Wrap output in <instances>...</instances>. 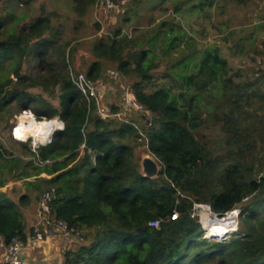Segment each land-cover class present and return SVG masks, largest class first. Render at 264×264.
Returning <instances> with one entry per match:
<instances>
[{
	"label": "trees",
	"instance_id": "16d2710c",
	"mask_svg": "<svg viewBox=\"0 0 264 264\" xmlns=\"http://www.w3.org/2000/svg\"><path fill=\"white\" fill-rule=\"evenodd\" d=\"M74 1L82 11L95 0ZM119 34L117 29L95 43L97 60L85 73L97 80L100 59H106L122 74L135 76L130 87L134 99L152 114L143 131L148 150L161 163L156 178L141 174L134 161L140 134L133 121L114 125L102 119L95 99L75 85L69 54L55 33L50 35L47 17L0 38V111L14 102L18 112L29 108L66 123L37 152L22 143L41 164L37 174L52 175L41 179L53 188V216L77 229L100 228L88 244L66 251L63 264H264V115L249 114L247 108L255 98L264 100L259 86L254 88L264 82V71L253 81L235 82L227 60L217 48H208L198 62L181 58L175 81L154 87L153 51L133 49L139 42ZM178 34L182 30L163 39L165 52L175 48ZM28 57L35 61V77L23 73ZM31 86L49 92L57 88L59 106L28 91ZM208 117L225 134L219 144L195 135ZM5 151L0 148V159ZM4 185L0 182V188ZM27 197L16 202L0 190L5 244L15 237L25 243L32 233H26L19 207ZM194 202L207 203L220 214L239 205L241 229L222 240L203 237L198 218L191 215ZM174 211L178 216L172 220ZM153 219L160 220L159 226L149 224ZM214 222L206 223V229L215 230Z\"/></svg>",
	"mask_w": 264,
	"mask_h": 264
},
{
	"label": "rangeland",
	"instance_id": "374dc122",
	"mask_svg": "<svg viewBox=\"0 0 264 264\" xmlns=\"http://www.w3.org/2000/svg\"><path fill=\"white\" fill-rule=\"evenodd\" d=\"M113 1L115 5L111 9L95 0L79 11L74 0H0V20L3 21L0 38H5L10 33H18L24 25L37 17H47L50 35L55 33L58 43L69 54L70 67L74 74L75 71H87L91 62L97 60L93 47L100 38L113 36L114 32L120 29L118 37L126 36L139 42L132 46L133 49L153 51V67L150 72L154 87L169 85L175 81V75L179 72L176 65L181 63V58H185L189 64L198 62L208 48H217L219 56L227 60L228 75L235 82L253 81L264 71V0ZM200 2L205 4L196 5ZM177 30H182L183 34L177 35L175 48L165 52L163 39L168 36L171 38ZM100 61L102 73L97 79L101 80V83L98 84L100 95L96 106L107 107L111 113H121L118 117L109 118L113 120L114 125L133 121L140 134L134 143V161L140 173H153L152 177L156 178L161 163L148 150L147 137L143 131L147 129L152 114L126 106V93L131 92L130 87L135 76L122 74L113 62L106 59ZM34 63L35 61L28 57L23 63V73L35 77ZM110 71L114 74H110ZM10 77L16 85L15 75L11 74ZM257 86L260 88L259 92L264 93V82L254 88ZM27 89L42 96L53 106H59L57 88L52 92L44 91L39 86ZM202 103L208 105L205 100ZM253 103L247 107L249 114L264 115V100L255 98ZM97 109L98 106L96 111ZM18 113L14 102L0 111V148L6 150L5 156L0 159V182H5L0 190L5 191L7 196L16 202L21 195L28 196L27 204H19V207L26 233L30 234L31 229L33 231L48 226L41 220L39 200L44 191H53L41 178L46 179L52 175L46 172L37 174L40 162L26 151L22 143L13 139L11 128ZM209 118L207 123L194 131L195 135L202 142L219 144L224 140L225 134L220 130V124ZM25 144L30 146L29 142ZM82 154L83 152L80 155ZM80 159L75 164L80 163ZM204 217L205 224L215 221L214 227H225L228 226L226 221L231 215L219 220H209L206 214ZM240 229L239 220L238 230ZM99 230L97 227L78 228L83 240L76 234L56 235L43 241L33 240L35 243L32 250L37 248L34 251L38 254H48V257H43L44 262L26 253V242L21 243V253L29 264H63L66 251H75L80 245L88 244L97 236ZM207 232L212 236L213 233L216 234V228L208 229ZM6 246L0 236V260Z\"/></svg>",
	"mask_w": 264,
	"mask_h": 264
},
{
	"label": "built area",
	"instance_id": "2783aa9c",
	"mask_svg": "<svg viewBox=\"0 0 264 264\" xmlns=\"http://www.w3.org/2000/svg\"><path fill=\"white\" fill-rule=\"evenodd\" d=\"M101 4H105L107 8L111 9L115 4L113 0H99ZM110 74H114V72L110 71ZM72 79L75 85L81 90V92L86 96V98H94L95 102L98 101V97L100 95V89H99V83L100 81L93 80L89 78L85 72H77L72 74ZM125 97L126 106L127 107H134L138 110L149 112L147 109H145L141 104L137 103L134 99V96L132 92H127ZM98 103V102H97ZM98 109L97 112L99 116L102 119H109L112 117H118L121 115V113H111L110 110L107 107H101L100 105H97ZM96 106V107H97ZM29 109V108H27ZM24 110V109H22ZM21 110V111H22ZM20 111V112H21ZM14 125L11 128V134L12 129L14 128ZM30 147H31V141H29ZM83 146V145H82ZM31 150L33 151L32 147ZM37 152V151H35ZM46 162H49V160H46ZM53 198V194L51 191H44L41 194L40 200H39V209L41 212V220L43 224H46L48 226L44 227L43 229L36 228L32 231V233L28 236V238L32 240L37 241H43L45 238L54 237L56 235H63L67 236L70 234H76L79 235V231L77 228L70 227L65 221L61 219H57L53 216L51 211V201ZM198 212V213H197ZM204 214L207 215V219L209 220H219L224 217H227L231 215L232 220L231 227L232 229L228 232L220 233L219 235L210 236L207 232V226L205 224V217ZM239 214H240V206H234L232 209L224 212L223 214H220L218 212H214L211 209V206L209 204L205 203H199L194 202L192 206L191 215L198 218L199 223L201 224L203 228V237L211 239H226L230 236V234L236 232L238 230V223H239ZM178 216V212L174 211L170 215V219L174 220ZM160 220L159 219H153L149 222L151 226H159ZM230 224V223H229ZM80 240H83V237H79ZM22 241L19 238H13L9 244H7L6 249L3 253V256L0 260V264H29L25 258L22 256Z\"/></svg>",
	"mask_w": 264,
	"mask_h": 264
},
{
	"label": "clouds",
	"instance_id": "9594fccd",
	"mask_svg": "<svg viewBox=\"0 0 264 264\" xmlns=\"http://www.w3.org/2000/svg\"><path fill=\"white\" fill-rule=\"evenodd\" d=\"M15 126L12 129V137L20 143L31 141L33 151L40 147H46L52 142L57 131H64L66 123L60 116H38L31 109H24L15 117Z\"/></svg>",
	"mask_w": 264,
	"mask_h": 264
},
{
	"label": "crops",
	"instance_id": "0c3cea01",
	"mask_svg": "<svg viewBox=\"0 0 264 264\" xmlns=\"http://www.w3.org/2000/svg\"><path fill=\"white\" fill-rule=\"evenodd\" d=\"M26 243L28 244V251L26 252L27 254H31V257L33 258V257H37V260H40L41 259V261L42 262H44V259H43V257H48V254H45V253H40V254H38L37 252H35L34 250H36L37 248H34V250H32L33 249V244L35 243V241H33V240H31L30 238H27V240H26ZM31 249V250H30ZM34 251V252H33ZM47 251V250H46ZM48 252V251H47ZM34 264V263H33ZM43 264H45V263H43Z\"/></svg>",
	"mask_w": 264,
	"mask_h": 264
},
{
	"label": "bare ground",
	"instance_id": "6f19581e",
	"mask_svg": "<svg viewBox=\"0 0 264 264\" xmlns=\"http://www.w3.org/2000/svg\"><path fill=\"white\" fill-rule=\"evenodd\" d=\"M232 220V217H230V219H228L227 221H226V223L228 224V226H225V227H221V226H217V227H213V229H215L216 228V234L215 233H213V235L212 236H214V235H217V234H220V233H226V232H228L229 230H231L232 228L231 227H229V225H231V221ZM230 223V224H229ZM232 226V225H231Z\"/></svg>",
	"mask_w": 264,
	"mask_h": 264
},
{
	"label": "water",
	"instance_id": "95a60500",
	"mask_svg": "<svg viewBox=\"0 0 264 264\" xmlns=\"http://www.w3.org/2000/svg\"><path fill=\"white\" fill-rule=\"evenodd\" d=\"M141 174H143V175H145V176H147V177H152V175H153V173H148V172H146V173H141ZM157 174H158V171H157Z\"/></svg>",
	"mask_w": 264,
	"mask_h": 264
}]
</instances>
